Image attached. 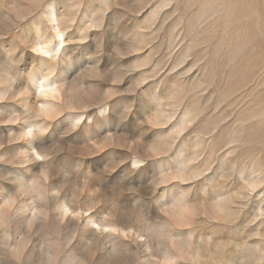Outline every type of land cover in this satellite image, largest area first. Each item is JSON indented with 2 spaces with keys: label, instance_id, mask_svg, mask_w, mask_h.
I'll use <instances>...</instances> for the list:
<instances>
[{
  "label": "rangeland",
  "instance_id": "1",
  "mask_svg": "<svg viewBox=\"0 0 264 264\" xmlns=\"http://www.w3.org/2000/svg\"><path fill=\"white\" fill-rule=\"evenodd\" d=\"M0 264H264V0H0Z\"/></svg>",
  "mask_w": 264,
  "mask_h": 264
}]
</instances>
